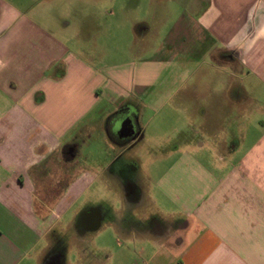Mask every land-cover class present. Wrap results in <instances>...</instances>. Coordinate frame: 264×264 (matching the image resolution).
<instances>
[{
	"label": "crops",
	"instance_id": "obj_1",
	"mask_svg": "<svg viewBox=\"0 0 264 264\" xmlns=\"http://www.w3.org/2000/svg\"><path fill=\"white\" fill-rule=\"evenodd\" d=\"M117 2L68 0L65 42L54 8L0 0V264H264V0H147L126 44ZM101 179L122 206L78 234Z\"/></svg>",
	"mask_w": 264,
	"mask_h": 264
},
{
	"label": "rangeland",
	"instance_id": "obj_2",
	"mask_svg": "<svg viewBox=\"0 0 264 264\" xmlns=\"http://www.w3.org/2000/svg\"><path fill=\"white\" fill-rule=\"evenodd\" d=\"M34 2V0H32ZM36 1H42L43 3L41 4L42 8L47 7L48 10L50 7L54 8L53 9V17L55 19H53V26H55L59 31V37L62 41L67 42V40H70L71 37H74V33H69L67 32L66 29L72 30L73 28H76V20H75V16L73 15L72 12H81L83 6L82 3L75 5V7L73 9H71L70 7H68V0H36ZM81 1V0H80ZM123 2H117L115 4H110V3H106V4H102L103 6H105L104 8L107 10H110V8L114 7L116 10H119L122 12V16H119V18L117 17V19H113L112 22L117 21L118 23H122L121 26V34H122V39L123 43L126 44L127 42L130 41V39H128V34L130 33L131 28L133 27L132 24L134 21L137 20L136 16L140 14H142L141 17H143L144 14V19H140L138 21H141L139 23H143V22H149L150 20L147 19V15H146V11L148 9H146L147 7V0H122ZM203 1V0H201ZM205 1V0H204ZM163 6L162 3H156L155 4V8L156 10L161 9V7ZM44 10V9H42ZM150 11V10H149ZM121 17V18H120ZM41 21H45V20H41ZM107 23L111 22V18H107ZM110 24V23H109ZM113 25V24H112ZM109 27V26H108ZM115 27V26H113ZM113 30V29H112ZM68 33V34H67ZM117 34H120V32H116ZM115 35L112 32V34L110 35L111 38H113ZM79 38L76 41H79L81 43V35L76 36V38ZM161 129H155L154 130V134H156L157 132H160ZM101 148L99 147H92L90 152H89V160H90V164L93 167L95 164V160H97L98 155H99V150ZM148 151H150V148L146 145V144H142L138 147V149H136V152L141 156H143V158L147 159L148 156ZM133 154H135V151L133 152ZM93 164V165H92ZM137 166L140 167L141 166V162L137 163ZM113 169H117V166H114ZM122 174H124V176L129 177L130 179H134L135 177L131 174L132 173V169H123L122 170ZM130 175V176H129ZM122 177V176H121ZM122 180V179H121ZM110 181V180H109ZM116 182V180H112V182ZM118 181V180H117ZM111 182V181H110ZM120 185V184H118ZM91 192L88 193L80 203L77 204V209L80 208H84L86 206H109V205H114L116 207H121L122 206V202L119 201V197L117 196V191L115 189H106L104 185H102V179L101 180H96V182L94 183L93 187L90 190ZM111 234V232L109 233Z\"/></svg>",
	"mask_w": 264,
	"mask_h": 264
},
{
	"label": "flooded vegetation",
	"instance_id": "obj_3",
	"mask_svg": "<svg viewBox=\"0 0 264 264\" xmlns=\"http://www.w3.org/2000/svg\"><path fill=\"white\" fill-rule=\"evenodd\" d=\"M128 119L132 120V123L134 127L131 126ZM119 122V123H118ZM118 123V128L115 129V126ZM119 134L126 135L123 138H120L116 136L115 131ZM112 135L115 138L116 144L120 146H127V150L131 151L132 149L136 148V146L140 143L141 139V130L138 128L135 121L132 119V117L128 115H122L118 117L115 120V124L112 128ZM76 150L78 148L76 146L68 148L67 154H75ZM122 158V157H121ZM132 170L133 168L130 167ZM127 168V169H130ZM118 171V169H116ZM119 172V171H118ZM117 174H120L122 177L121 180V186L124 190H126V193L128 195V201L130 202H138L139 201V192H136L135 190V184L132 182V180L124 176L121 172ZM120 178V179H121ZM107 217H111V212L108 207L106 206H86L85 210L80 214L78 218V234L86 235V234H92L94 233L93 230L96 228L98 222L100 220H105Z\"/></svg>",
	"mask_w": 264,
	"mask_h": 264
},
{
	"label": "water",
	"instance_id": "obj_4",
	"mask_svg": "<svg viewBox=\"0 0 264 264\" xmlns=\"http://www.w3.org/2000/svg\"><path fill=\"white\" fill-rule=\"evenodd\" d=\"M128 121H129V123L131 124V126L134 127V125H133V123H132V120L128 119ZM118 123H119V122H118ZM118 123H117V125L115 126V129L118 128ZM114 132H115L116 136H118V137H120V138H123V137L126 136V135L119 134L118 132H116V130H115Z\"/></svg>",
	"mask_w": 264,
	"mask_h": 264
}]
</instances>
